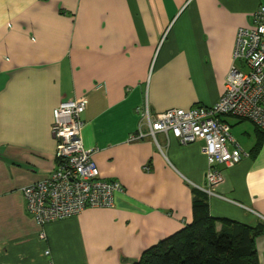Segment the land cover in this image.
Returning a JSON list of instances; mask_svg holds the SVG:
<instances>
[{
    "label": "crops",
    "instance_id": "0c3cea01",
    "mask_svg": "<svg viewBox=\"0 0 264 264\" xmlns=\"http://www.w3.org/2000/svg\"><path fill=\"white\" fill-rule=\"evenodd\" d=\"M264 0H0V264H134L144 250L190 224L192 198L210 214L262 226L264 133L222 118L246 152L215 194L205 184L201 141L148 134L151 113L210 106L225 90L239 27ZM85 96L82 142L101 178L118 181L112 207L39 224L23 187L56 166L53 111ZM144 133L137 136L139 131ZM221 226L216 223L217 229Z\"/></svg>",
    "mask_w": 264,
    "mask_h": 264
},
{
    "label": "built area",
    "instance_id": "2783aa9c",
    "mask_svg": "<svg viewBox=\"0 0 264 264\" xmlns=\"http://www.w3.org/2000/svg\"><path fill=\"white\" fill-rule=\"evenodd\" d=\"M232 57L225 90L213 105L170 108L155 114L147 104L136 108L149 135L155 137L162 131L183 144L201 141L208 162L201 188L212 195H217L216 188L224 178L221 167H230L246 155L222 116L249 119L264 132V3L254 11L250 24L239 27ZM86 106L87 98L81 96L61 101L53 111L55 169L22 189L27 208L39 224L69 217L86 207H112L116 193L122 190L118 181L101 178L94 150L82 142ZM142 136L140 130L135 137Z\"/></svg>",
    "mask_w": 264,
    "mask_h": 264
},
{
    "label": "trees",
    "instance_id": "16d2710c",
    "mask_svg": "<svg viewBox=\"0 0 264 264\" xmlns=\"http://www.w3.org/2000/svg\"><path fill=\"white\" fill-rule=\"evenodd\" d=\"M192 213L190 224L144 250L134 264H260L255 239L261 225L212 216L207 195L199 190L192 198Z\"/></svg>",
    "mask_w": 264,
    "mask_h": 264
}]
</instances>
